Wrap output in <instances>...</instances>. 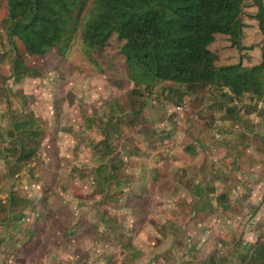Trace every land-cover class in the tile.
Masks as SVG:
<instances>
[{"label": "rangeland", "instance_id": "rangeland-1", "mask_svg": "<svg viewBox=\"0 0 264 264\" xmlns=\"http://www.w3.org/2000/svg\"><path fill=\"white\" fill-rule=\"evenodd\" d=\"M7 12L0 0V264H264V94L137 87L80 30L63 57L27 56ZM17 58L32 70L19 81ZM22 121L39 134L18 166Z\"/></svg>", "mask_w": 264, "mask_h": 264}, {"label": "trees", "instance_id": "trees-1", "mask_svg": "<svg viewBox=\"0 0 264 264\" xmlns=\"http://www.w3.org/2000/svg\"><path fill=\"white\" fill-rule=\"evenodd\" d=\"M6 6V30L27 56L55 50L63 57L80 30L85 53L121 52L137 87L222 83L236 97L264 94V0H6ZM11 67L16 81L32 72L22 58ZM11 126L18 144L9 151L19 152L21 166L34 156L23 138L39 132L30 121ZM255 251L256 260L264 259V243Z\"/></svg>", "mask_w": 264, "mask_h": 264}]
</instances>
